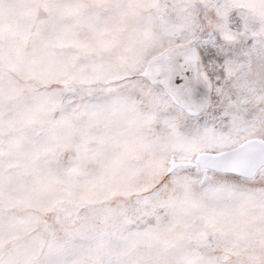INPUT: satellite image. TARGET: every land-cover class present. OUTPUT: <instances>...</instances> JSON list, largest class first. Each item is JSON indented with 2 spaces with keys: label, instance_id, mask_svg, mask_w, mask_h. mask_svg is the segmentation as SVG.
I'll return each mask as SVG.
<instances>
[{
  "label": "snow or ice",
  "instance_id": "obj_1",
  "mask_svg": "<svg viewBox=\"0 0 264 264\" xmlns=\"http://www.w3.org/2000/svg\"><path fill=\"white\" fill-rule=\"evenodd\" d=\"M0 264H264V0H0Z\"/></svg>",
  "mask_w": 264,
  "mask_h": 264
}]
</instances>
